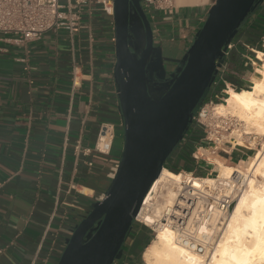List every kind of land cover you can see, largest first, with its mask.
I'll use <instances>...</instances> for the list:
<instances>
[{"label": "crops", "instance_id": "obj_1", "mask_svg": "<svg viewBox=\"0 0 264 264\" xmlns=\"http://www.w3.org/2000/svg\"><path fill=\"white\" fill-rule=\"evenodd\" d=\"M179 1L144 8L161 55L163 83L182 65L214 3ZM81 24L74 35L61 29L25 46L0 44L6 50L0 53V264H57L73 230L115 175L123 126L113 79L112 0L86 3ZM262 40L264 1L231 42L246 66L238 77L245 85L255 78V52ZM103 124L114 126L106 155L93 150ZM200 138L197 129L191 130L166 163L213 175L216 165L195 152L211 149ZM76 145L91 153L77 152ZM210 154L216 155L210 160L234 167L250 159L229 147ZM149 238L148 229L133 223L115 264H140L139 253Z\"/></svg>", "mask_w": 264, "mask_h": 264}, {"label": "water", "instance_id": "obj_2", "mask_svg": "<svg viewBox=\"0 0 264 264\" xmlns=\"http://www.w3.org/2000/svg\"><path fill=\"white\" fill-rule=\"evenodd\" d=\"M264 0H214L182 65L163 83L142 0H112L123 147L104 196L73 230L57 264H114L152 184L187 133L238 29Z\"/></svg>", "mask_w": 264, "mask_h": 264}, {"label": "bare ground", "instance_id": "obj_3", "mask_svg": "<svg viewBox=\"0 0 264 264\" xmlns=\"http://www.w3.org/2000/svg\"><path fill=\"white\" fill-rule=\"evenodd\" d=\"M196 1L179 2L192 5ZM255 54L260 63L259 77L252 80L249 89L236 91L228 87L223 103L212 110L214 119L231 118L241 124L244 133L232 132L235 146L244 147L243 139L249 135L264 136V52ZM249 147L255 148L253 143ZM261 147L244 170L225 168L208 160L216 165L217 180L223 182L236 172L244 178L245 189L237 196L228 216L219 211L200 214L204 211L200 192L214 183L212 175L195 178L163 168L138 215L145 226L155 231L142 253L144 264H264V145ZM258 178L263 182H258ZM182 183L197 193L191 204L178 199ZM178 217H184L183 224L175 221Z\"/></svg>", "mask_w": 264, "mask_h": 264}, {"label": "built area", "instance_id": "obj_4", "mask_svg": "<svg viewBox=\"0 0 264 264\" xmlns=\"http://www.w3.org/2000/svg\"><path fill=\"white\" fill-rule=\"evenodd\" d=\"M89 1L90 0H0V44L25 46L30 42L39 40L42 35L47 32L61 29H66L69 34L74 35L82 29L83 6ZM108 1L111 2V0ZM142 5L144 8H165L170 6V0H142ZM229 47L232 48L233 46L230 44ZM3 52H6V50L0 48V53ZM207 117L208 115H206L203 110L197 112L196 109L189 126L191 130L197 129V126H203V121L207 119ZM113 140L114 126L112 124H103L99 129L97 141L93 150L99 154L106 155L109 152ZM218 141L219 140H217V142ZM215 148L216 147L213 149ZM75 150L81 152L83 155L91 153L90 149L82 148L80 145H76ZM195 152L197 153V149ZM88 165L91 166V164ZM189 174L192 175V173ZM243 181V176L238 172L233 173L230 175V178L223 180V182L217 180V177H215L214 183L206 185L204 191L200 192L199 201L204 210L203 213L200 214L205 215L206 212L219 211L223 216H228L237 196L245 189ZM178 194V199L186 205L192 203V198H197V193L191 191L189 186L185 183H182ZM138 215L133 223L144 225L138 218ZM170 217H172V215H170ZM184 220V217H178L175 221L179 224H183ZM148 228L155 233L152 227ZM2 254L3 250L0 248V257Z\"/></svg>", "mask_w": 264, "mask_h": 264}, {"label": "rangeland", "instance_id": "obj_5", "mask_svg": "<svg viewBox=\"0 0 264 264\" xmlns=\"http://www.w3.org/2000/svg\"><path fill=\"white\" fill-rule=\"evenodd\" d=\"M262 41L264 42V40H262ZM263 42L260 43V46L262 48H263ZM257 61H256V66H254V69H255L254 73L256 74V76L254 75L255 77H259V69H260L259 68V64L260 63H259V61L258 62ZM250 85H251V83H248L247 87L250 88ZM228 87H231L233 89L235 88L234 86H232L231 84H228L225 81L223 82L222 80H217L216 83L212 86L210 93H211V95H216L215 94L216 91H219V93L216 96H213V97L211 95H209L208 99L206 101H204V103L197 110V112H200L201 110H203L206 115H209L207 117V119H205L203 121V123H204L203 126H200V127L197 126V131L200 130V133H201V138L200 139H203V146H205L206 148H211L210 151H208V152H205L203 150H201V151L197 150V155L199 156L200 153H203L204 154V158L213 159L216 155H211L210 153L213 151L214 147H222V148L229 147V148H233L234 150L235 149L239 150L242 153H245L246 155H248L250 157L248 162H246L243 166L241 164H240V166H236V167L227 166L228 164L225 165V164H223L222 162H219V161H214V160H211V161L213 163H216L217 165H222L225 168L227 167L229 169L244 170L248 166V164H249L251 158L253 157V155L256 153V150L261 149L262 148L261 146L264 145V136L263 137L253 136V135H249L247 137L244 136V137H246L245 139H243V142L245 143L244 147L235 146L234 142H235L236 138L233 136L232 132H234V131L243 132L244 130L243 129L241 130V124L239 122H236L235 119H231V118L223 119V120L222 119L221 120H217V119H214L212 117L213 107L216 104L223 103V99L225 98V93L224 92H225V90ZM210 114H211V116H210ZM216 132H218V133H216ZM241 132H239L240 135H241ZM255 139H256V141H255ZM217 140H219V141L217 142ZM229 142H230V144H229ZM200 143L201 142L197 143V148H199ZM251 143L254 144V146H255L254 149L249 147ZM179 146H180V144L176 147V149L179 148ZM216 170L214 171V173L216 172ZM214 173H213L212 177L215 178ZM176 174H183V175L188 174V176H190L189 173L184 171L181 167L179 168V171ZM192 176L195 177V178L207 177L206 175H201L199 173H197V174L194 173V174H192ZM258 182H263V181H262L261 178H258ZM243 185H245L244 182H243ZM134 224L135 225H139L142 228L148 229L150 231V238H149L148 242L145 244V247H143L141 249L140 253H139V257L141 259V263L140 264H144V262L142 260V253L144 252L145 248L149 245V243L153 240V238L155 236V233H153L150 230V228H148L145 225L138 224V223H134Z\"/></svg>", "mask_w": 264, "mask_h": 264}, {"label": "trees", "instance_id": "obj_6", "mask_svg": "<svg viewBox=\"0 0 264 264\" xmlns=\"http://www.w3.org/2000/svg\"><path fill=\"white\" fill-rule=\"evenodd\" d=\"M242 26H243V24L241 25V27ZM257 49L260 52H262V51L264 52V49L261 46L257 47ZM245 70H246V66L244 65V61L242 59L241 53L238 51V49H233V48L230 49L227 52V55H225L223 57V63L218 68V72H217V75L215 76V80H214L213 84L211 85L210 89L207 91L204 99L201 101L200 105L197 107V110L204 103V101H206L208 99L209 95H211V93H210L211 88L216 83L217 80H222V81L227 82L228 84H231L232 86L235 87L234 90H236V91L243 90V89H249V87H247V85H245L241 81V79L238 78L239 76H241L244 73ZM218 93H219V91L215 92L216 95ZM216 95H211V96L213 97ZM190 131H191V127H189L184 138L187 136L188 133H190ZM194 133H196V132L194 131ZM198 135L201 137L200 130L197 131V137H199ZM191 148H192V146H191ZM164 168L168 169L169 171H171L173 173H178V171H179L178 167L169 166L167 163H165ZM186 172H190V171H188V169H187ZM143 247H145V245H143Z\"/></svg>", "mask_w": 264, "mask_h": 264}]
</instances>
